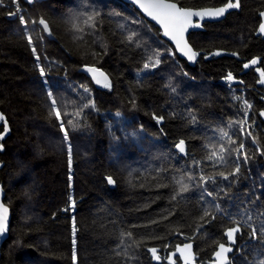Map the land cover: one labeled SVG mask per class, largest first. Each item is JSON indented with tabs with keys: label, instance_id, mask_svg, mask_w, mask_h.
Wrapping results in <instances>:
<instances>
[{
	"label": "trees",
	"instance_id": "trees-1",
	"mask_svg": "<svg viewBox=\"0 0 264 264\" xmlns=\"http://www.w3.org/2000/svg\"><path fill=\"white\" fill-rule=\"evenodd\" d=\"M14 3L0 0V110L10 125L0 183L11 211L0 263L166 264L185 241L207 263L240 225L231 264H261L264 122L242 64L263 54L264 39L252 34L251 0L189 34L203 51L194 65L122 0H16L24 10L12 15ZM83 65L103 69L109 86L96 87Z\"/></svg>",
	"mask_w": 264,
	"mask_h": 264
},
{
	"label": "water",
	"instance_id": "water-1",
	"mask_svg": "<svg viewBox=\"0 0 264 264\" xmlns=\"http://www.w3.org/2000/svg\"><path fill=\"white\" fill-rule=\"evenodd\" d=\"M126 3L132 4L142 15L145 19H147L149 22L153 23L154 25H156L158 27V29L161 32V36L163 39H165L167 42H169L173 48L175 49L177 55L179 56V58L185 60L188 64L190 65H194L197 63L200 55L203 53L202 50L199 49H195L192 44L189 42L188 36L191 32L193 31H202L204 29V23L205 22H215V21H220L223 18H225V16L234 11L239 9L240 7V1L239 0H227L225 3L220 4V5H216V6H205V7H198V8H194V7H187V6H181L179 5V3H177L174 0H170V2L176 3L179 7L184 8V9H189L191 11L194 12H214L216 9L219 8H225V11L222 15L219 16H212V15H205L203 17L201 16H193L191 18V23L189 24V26L187 27V29L184 32V42L192 49V51L196 52L197 55L195 57V59L193 60H189L188 57L179 50V48L176 45V42L174 40H172L169 36H166L164 34V28L162 27V25L160 23H158L156 20L152 19L151 17H149L140 7L137 3H134L133 0H122ZM228 3H233L236 4L238 3L239 6L238 7H234V8H226L225 6ZM259 57H253L251 58L248 62H246V65H248L247 67L256 65L259 62ZM253 61H256V63H252ZM89 69H96L95 72L90 71ZM80 70L86 74L93 82V84L98 87H104L105 84L109 82V75L101 68L99 67H95L92 65H83ZM264 72L263 69L261 67H258L256 69V73L258 75V79L255 82L256 87H262L264 88V76L261 75V73ZM101 73H103V75H101ZM105 77H107V80L105 81ZM229 77V76H228ZM228 77L226 78L227 81L232 82L234 84H239L240 81L238 79L233 80V75H231V79H228ZM99 81V83L97 82ZM263 100H264V96H263ZM259 117L260 119L264 122V108L260 109L258 111ZM0 116H3V119H0V125L3 126L2 131L0 132V138L3 136H7L10 133V125L9 122L6 118V115L0 110ZM5 124L7 126V131H5ZM184 141L182 139H180L174 146V149L178 152V154L180 156H184L187 153V146L186 143L184 141V151H180V149L177 147V145L181 142ZM3 150V145L0 144V152ZM3 167V162L0 161V168ZM111 178V176L106 177V180L108 182V178ZM113 180V179H112ZM110 187H113L115 185V182L113 180V183H109ZM4 195H5V190L3 188V184L0 183V205H2L4 208H7L8 212H7V220L5 221V231L3 232V234H0V252H1V246L4 243V241L7 239L8 235H9V227H10V217H11V211L10 208L8 207V205L4 202ZM228 231L225 230V234ZM186 244H190L191 247V252L193 255V259L191 261V264H218V260L219 258L216 257L215 253L218 252L220 250L219 245L220 244H224L226 247H231L232 251L225 253V256L227 257L225 264H231V260H232V256L234 254L235 248H236V244H237V233L235 234V243H230L228 240V237L226 238L225 242H219L215 248V250L213 251V253L211 254V258L207 263H203V262H198L196 261V254L194 251V245L192 241H185L181 244H177L172 250L168 251V253L164 256V261L166 262V264H173V262L176 263V260L178 259L179 264H184V259L183 257L180 255V253L177 251V248H183ZM152 249H156V253L155 255L159 257L160 259V254L157 251V247H153ZM151 256L153 257L154 260H159V259H155L153 253L150 251ZM1 264V263H0Z\"/></svg>",
	"mask_w": 264,
	"mask_h": 264
},
{
	"label": "snow or ice",
	"instance_id": "snow-or-ice-1",
	"mask_svg": "<svg viewBox=\"0 0 264 264\" xmlns=\"http://www.w3.org/2000/svg\"><path fill=\"white\" fill-rule=\"evenodd\" d=\"M13 2H16V0H13ZM28 2H33V0H28ZM134 3H137L139 7L152 19L156 20L158 23L162 25L164 28V34L166 36H169L172 40L176 42L177 47L181 52H183L189 60L195 59L197 53L192 51V49L184 42L183 36L184 32L191 23V18L193 16H205V15H212V16H219L222 15L225 11V8H219L216 9L214 12H194L189 9H184L179 7L176 3L170 2V0H133ZM239 4H233L228 3L225 7L226 8H234L238 7ZM264 15V13H262ZM91 19V17H89ZM21 23H25L23 17H21ZM41 24H44V21H40ZM45 28H47V25L45 24ZM260 30L264 32V24L261 25ZM131 39V37H129ZM30 40V38H29ZM31 42V40H30ZM35 51V49H34ZM159 55V54H157ZM160 60H156V64H159ZM253 64L256 63V61L252 62ZM155 66V65H153ZM248 65H245L247 67ZM145 68L149 67V64L146 63L144 65ZM90 71L95 72L96 69H89ZM43 74V72H42ZM103 75V73H101ZM262 76H264V72L261 73ZM231 75L229 74L228 79H231ZM107 80V77H105V81ZM99 83V81H97ZM105 86H109L107 83ZM87 91V89H85ZM53 104H55V101H53ZM57 118H60V113L56 112ZM0 119H3V116H0ZM61 127L63 128V123L61 124ZM5 131H7V126L5 124ZM224 135H227V133H224ZM65 138H67V134L65 133ZM177 147L180 149V151H184V141H181ZM243 145L241 144V148ZM221 151H224L222 148ZM216 153L213 152L212 156H215ZM212 156L209 157V159L212 158ZM222 159V157H221ZM69 164L71 165V159L69 160ZM237 171L239 169L237 168ZM227 179V177H225ZM108 182L111 184L113 183V180L109 177ZM182 191H186V187H182ZM211 195V193H209ZM7 208H4L2 205H0V234H3L5 231V221L7 220ZM207 215V213H206ZM264 215V214H262ZM249 221L252 219L251 216L248 217ZM247 223V222H245ZM251 227V225H249ZM75 232V228L73 229ZM241 231V226L237 225V227L231 228L226 232V235L228 237V240L230 243H235V234L239 233ZM258 235V230L255 227H252L251 236L253 238H256ZM259 236L264 237V224H261L259 228ZM75 244V241H74ZM191 245L186 244L183 248H177V251L180 253V255L184 259V264H191V261L193 259V255L191 250ZM220 250L215 253L216 257L219 258L218 264H225V261L227 257L225 256V253L232 251L231 247H226L224 244L219 245ZM150 251L153 253L155 259H159L158 256L155 255L156 249H150ZM75 251L73 253V259L75 260ZM175 264V262H173ZM261 264H264V261H261Z\"/></svg>",
	"mask_w": 264,
	"mask_h": 264
},
{
	"label": "flooded vegetation",
	"instance_id": "flooded-vegetation-1",
	"mask_svg": "<svg viewBox=\"0 0 264 264\" xmlns=\"http://www.w3.org/2000/svg\"><path fill=\"white\" fill-rule=\"evenodd\" d=\"M239 1H240V7H239V9H240L241 8V0H239ZM251 3H252V10H253V15H252V19H253L252 34L255 37H258L260 39H264V32H262L260 30L261 25L264 24V15H262V13H264V0H251ZM14 5L17 8L16 9L17 11L13 10L12 15H15L16 12H22V10H24V7L18 5V3L15 2ZM239 9H237V10H239ZM263 49H264V47L261 48L260 51H262ZM253 57H259L260 58L259 62L256 65H253V66H250V67H245L246 62H248V61L244 62L242 65H243V72L247 71V73H249V72L253 73L255 75V77H256L255 78V82H256V80L258 79V75L256 73V69L258 67H261L263 69V71H264V52H263V54H255L254 56H252V58ZM235 79L240 80L239 78H235V76H234L233 80H235ZM257 89H258L259 93H261L259 97H260V100L262 101V105L258 109V111H259L260 109L264 108V100H263L264 88L257 87Z\"/></svg>",
	"mask_w": 264,
	"mask_h": 264
},
{
	"label": "rangeland",
	"instance_id": "rangeland-1",
	"mask_svg": "<svg viewBox=\"0 0 264 264\" xmlns=\"http://www.w3.org/2000/svg\"><path fill=\"white\" fill-rule=\"evenodd\" d=\"M171 54H173V52L171 51L170 52ZM228 84V83H227ZM232 84H228V86H230V87H233V86H231ZM234 88V87H233ZM244 103L246 104V110H247V112H246V115H245V117L247 118V116H248V111L250 110V107H251V105H250V103H249V101L246 99V98H244ZM244 121H246V119L244 120ZM245 123V125L247 126L248 125V123L247 122H244ZM234 255V254H233ZM233 257V256H232ZM197 261V260H196ZM232 261V260H231ZM232 263V262H231Z\"/></svg>",
	"mask_w": 264,
	"mask_h": 264
}]
</instances>
